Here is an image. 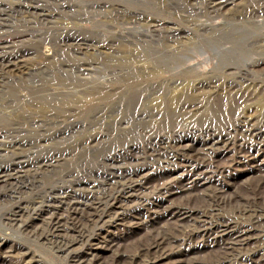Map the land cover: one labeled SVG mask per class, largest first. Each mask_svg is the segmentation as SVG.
<instances>
[{
    "label": "rangeland",
    "instance_id": "rangeland-1",
    "mask_svg": "<svg viewBox=\"0 0 264 264\" xmlns=\"http://www.w3.org/2000/svg\"><path fill=\"white\" fill-rule=\"evenodd\" d=\"M187 1L0 0V116L19 105L20 113L38 110L41 123L53 121L54 133L70 128L28 144L22 173L0 185V264H74L75 256L88 264H112L113 257L115 264H264V0H228L220 11L211 7L219 0ZM160 46L177 51L179 61H161ZM10 55L22 57L32 74L8 72ZM247 120L258 138L235 127ZM179 145L215 172L188 191H169L155 215V185L172 189L174 180L181 187L192 178ZM51 157L53 167H34ZM128 181L139 185L141 199L97 213ZM81 182L92 200L65 233L70 246L32 237L31 227L52 214L48 206L81 200L71 193ZM215 186L230 199L221 219L251 238L240 252H227L232 256L178 212L208 210ZM245 209L251 212L241 214Z\"/></svg>",
    "mask_w": 264,
    "mask_h": 264
},
{
    "label": "bare ground",
    "instance_id": "bare-ground-1",
    "mask_svg": "<svg viewBox=\"0 0 264 264\" xmlns=\"http://www.w3.org/2000/svg\"><path fill=\"white\" fill-rule=\"evenodd\" d=\"M176 3L186 2L188 4L187 0H175ZM228 4V0H219L217 2L212 3L211 7L214 9V11H220L223 6ZM24 7H29V9H33L31 6H25L24 4H20ZM33 16H35L36 19L42 18L43 14H35L32 11H28ZM1 15V14H0ZM156 29L151 30V32H155ZM209 40H213V38H208ZM75 45H82V44H76ZM202 46H213L218 48H223L229 45H202ZM233 46V45H230ZM74 51L78 54H83L85 49H82L80 46L73 47ZM194 50L193 45L185 49V51H192ZM226 50H229L226 48ZM156 52L159 55V59L161 61L163 60H174L175 63L179 61V57L176 56L177 51L167 48V47H156ZM2 57V56H1ZM166 66H169L168 63L164 62ZM8 72L10 73H17L25 76H30L32 74L31 70L26 67V64L22 57L20 56H12L10 55L7 59V62L5 66H3ZM172 69H174L171 66ZM2 79H0V90L2 88ZM5 100L7 103L12 104L15 102V98L11 96L10 94H7L5 97ZM38 109V108H37ZM25 108L21 106H17L16 109L12 112V114H6V111L2 113V116H0V162L1 159H6L7 162L4 165H0V185L4 183H8L9 181H12L14 179H17L19 175L22 173V169L25 165L28 163L25 160V155L28 154V151L26 150V146L30 143L37 142L38 144L42 142H46L47 140H54L56 137L63 136L69 133L70 128H67L68 131H59L54 133L48 127L51 124H54L53 121L49 122H42L37 117V112L28 111L26 113H20V111H24ZM35 110V109H34ZM97 111H100V109H97ZM217 112H215L216 114ZM98 114V112H97ZM7 118V119H6ZM236 128H240L243 130V132H246L248 134H251L253 138H258L261 133H259V129L256 130L255 123H252L251 120H247L243 123L236 124ZM43 133V134H41ZM95 136H90L89 139L92 140ZM96 138V137H95ZM220 143V141L218 142ZM261 146L264 147V142H261ZM179 147H182V145H179ZM191 151L188 150L186 147H182V160L181 162L184 163L182 167L184 170L189 171L192 173V181L191 179H184L182 180L183 183L186 182V184H179L181 187L178 186L176 180H174L173 186L174 188L169 189L168 187L165 189L164 187L167 186L166 183L161 181L156 186V190L158 194L160 195V201H156L155 204V215H158L161 212V205L164 202L165 198L172 194L173 192H183L188 191L189 189H192V184L199 182L204 179V176L206 177L209 173H214L215 170H208L209 168L213 167L211 163H208L205 165L204 160L198 162L197 157H195V152H192L193 155H188L186 153H189ZM53 157L49 160H45V163H36L34 167L38 169H48L53 167L52 164L54 160H52ZM52 162V163H48ZM203 170H205L203 172ZM206 174V175H205ZM176 181V182H175ZM129 183V184H127ZM127 183L121 184L122 187L121 194L118 196L116 202L112 204L109 207H104L103 209L96 211L101 212L104 211V209H110L115 204H122L123 206H127V203L130 201H133L134 199H141V195L137 193L139 185L133 184L131 181H128ZM89 184L88 182H81V183H75L73 185V191L71 190V193L75 196L80 195L81 200H71L67 207L64 208L62 206L56 207V206H48L50 209L53 207L52 214L47 218H41L40 226L34 225L29 230V234H31L32 237H35L37 239L42 237H48L50 238L51 242L54 244V246L57 249H67L71 242L68 240L67 235H65L66 231H74L75 223L78 222L80 215L84 213L85 210H87L88 203L92 200L91 194L84 192L82 187L84 185ZM177 185V187H175ZM205 188V185L203 186ZM219 186H215L214 189L215 193L212 192L211 194H215V197L210 194V197L215 198V200L212 203H209L208 207L209 209L206 211H202L197 209L196 207L191 208H184V209H178V212L182 215H188L192 217L194 224L198 227L199 231L206 235L205 233H209L213 236L212 239L207 240L209 242V245L213 246V244H217L220 246V249L225 253V255L232 256V253L227 252H233V251H239L243 250V246L249 245L251 238L246 236V231H234L231 226V223L228 221H223L221 219V214H219V211H221L222 204H225V199H228L226 204L230 202V199L227 197V191L224 190V187L218 188ZM168 190V191H167ZM174 190L173 192L169 193V191ZM78 197V196H77ZM68 198V197H67ZM72 199V198H68ZM223 201V202H222ZM124 209V208H121ZM251 212L249 209H245L241 211V214H248ZM65 213V214H64ZM194 213H197V215H194ZM69 218V216H71ZM110 215L114 216L117 215L115 213H111ZM10 215L7 220L8 222L12 223L13 225H18L19 220H16L15 216L11 218ZM93 219L91 217H88L86 219L87 222L92 221ZM117 221V220H115ZM252 225V224H251ZM248 226L249 228H252V226ZM19 226V225H18ZM23 226V225H22ZM24 227V226H23ZM80 227H84L83 224H80ZM243 227H246L243 225ZM9 229H13L10 227ZM47 232L49 236H45V233ZM249 232V231H247ZM223 237H226L225 240H222ZM110 244V243H108ZM155 247L158 248V245H155ZM225 247V248H224ZM142 255L146 257L147 254L150 253V249H142L141 250ZM163 255V254H162ZM117 257H113L112 264H115ZM133 258V257H132ZM161 257H159L160 259ZM227 260V256L224 258ZM248 263L252 264L254 261L251 262V260H246ZM74 264H88V260H86L82 256H75L74 257ZM148 261L145 259H138L135 260L134 264H148Z\"/></svg>",
    "mask_w": 264,
    "mask_h": 264
}]
</instances>
